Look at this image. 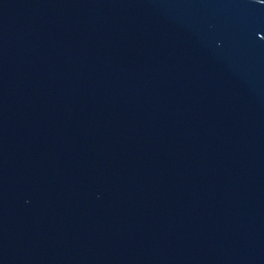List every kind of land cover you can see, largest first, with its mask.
Returning a JSON list of instances; mask_svg holds the SVG:
<instances>
[{"label": "water", "instance_id": "water-1", "mask_svg": "<svg viewBox=\"0 0 264 264\" xmlns=\"http://www.w3.org/2000/svg\"><path fill=\"white\" fill-rule=\"evenodd\" d=\"M0 264H264V0H0Z\"/></svg>", "mask_w": 264, "mask_h": 264}]
</instances>
